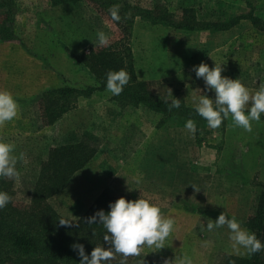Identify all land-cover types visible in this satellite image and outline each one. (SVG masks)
I'll return each instance as SVG.
<instances>
[{
  "label": "rangeland",
  "instance_id": "374dc122",
  "mask_svg": "<svg viewBox=\"0 0 264 264\" xmlns=\"http://www.w3.org/2000/svg\"><path fill=\"white\" fill-rule=\"evenodd\" d=\"M119 1L145 10L159 5L176 20L183 18L184 10L193 9L199 25L250 11L264 21V0ZM15 3L10 21L16 39L0 43V91L10 92L18 104L17 117L0 125V141L13 143L17 157L24 154L16 165L19 177L9 179L13 205L29 209L42 163L52 148L88 138L97 146V155L62 192L49 199L65 220L76 223L104 192L128 200L142 196L159 206L165 217H173L175 226L164 247H143L139 256L129 257V264H178L183 255L193 264H227L232 256L250 257L246 250L233 251L226 227L209 232L202 225L220 215L206 211L222 210L248 230L244 223L254 214L264 183V120L253 121L251 132L235 127L230 119L223 129L208 127L193 134L163 122L160 114L146 107L123 108L103 91L79 97L74 109L54 125H46L40 102L43 92L54 87L96 86L84 56L114 43L122 32L94 0L57 6L50 0ZM7 14L0 9V22ZM98 31L109 36L107 45L96 44ZM130 43L138 79L158 98L175 97L193 107L192 96L204 92L203 80L196 79L192 71L201 62L209 67L222 64V76L239 79L250 91L264 83V28L249 20L228 32H189L137 18ZM201 159L210 164L216 160L218 180L225 188L228 184L222 170H235L230 166L242 162L245 185L229 186V199L225 192L218 195L207 189L201 180L191 199L186 197L185 178L178 179L181 185L177 183L173 190L170 170L180 175L179 163ZM173 161L178 165L176 171ZM164 162L170 164L168 170ZM135 175L142 177L139 186L132 180Z\"/></svg>",
  "mask_w": 264,
  "mask_h": 264
},
{
  "label": "trees",
  "instance_id": "16d2710c",
  "mask_svg": "<svg viewBox=\"0 0 264 264\" xmlns=\"http://www.w3.org/2000/svg\"><path fill=\"white\" fill-rule=\"evenodd\" d=\"M53 6L65 3L77 4L82 0H50ZM96 5L105 10L109 18V8L119 5L121 20L114 22L122 32V37L101 50H93L84 56L85 64L92 72L97 83L86 89L72 87H54L43 93L41 104L43 120L46 125H54L65 114L76 107V100L92 97L96 92L106 91V74L110 70L125 69L130 80L119 96L112 100L125 107H146L160 114L163 122L177 127H185L187 119L196 123V131L208 128L207 122L197 116L192 106L181 102L179 109L168 111L171 99L156 97L147 84L138 79L131 49L134 23L137 18L150 21L157 25L173 27L183 31L227 32L238 26L242 21L249 20L254 26L264 28V21L253 12L237 14L222 22H209L199 25L193 9L183 11V18L173 19L162 6L145 10L119 0H94ZM15 8V0H1L0 9L9 14L0 22V42H11L15 39L10 21V14ZM12 20V19H11ZM81 64L82 61L78 60ZM226 121V120H225ZM225 121L221 125H225ZM98 148L90 139L77 140L54 147L47 159L42 163L39 179L31 195L29 209L20 210L13 205V200L0 210V264H79V256L72 250L71 245L81 243L86 253L95 246L108 245L103 240L104 230L100 225H88L86 218L97 210H108L109 202L117 197L110 192L100 194L88 207L82 217L71 226H61L64 219L49 204V199L62 192L70 183L72 177L84 169L97 155ZM13 183L8 179H0V191L7 192L11 197ZM258 197L254 214L244 223L245 227L264 242V183ZM132 257V256H130ZM121 257L117 255L111 264H120ZM126 264H129V257ZM227 264H264V250L251 254L248 258L230 257Z\"/></svg>",
  "mask_w": 264,
  "mask_h": 264
},
{
  "label": "clouds",
  "instance_id": "9594fccd",
  "mask_svg": "<svg viewBox=\"0 0 264 264\" xmlns=\"http://www.w3.org/2000/svg\"><path fill=\"white\" fill-rule=\"evenodd\" d=\"M119 5L109 8V15L113 22H119ZM109 36L98 31L96 44L100 46L109 43ZM192 71L196 79L204 82V92L192 96L193 110L197 116L207 122L208 127L217 129L221 124L231 118L235 127L242 128L247 132L252 131V122L260 121L264 114V83L257 90L250 91L239 79H231L222 76L224 68L222 64L209 67L201 62L194 65ZM130 80V75L125 69L118 71L110 70L106 74L105 89L112 96H119ZM207 93H213L209 96ZM181 100L171 99L168 111L179 109ZM18 115V104L8 91H0V125L14 120ZM185 128L190 133H195L196 123L193 119H187ZM13 143L0 141V179H17L19 172L16 168L18 159L23 160L24 154L19 157L14 155ZM133 182L139 186L142 177L135 175ZM12 200V197L4 191H0V210L4 209ZM88 225H100L103 230V240L108 245L95 246L90 253H86L81 243L71 245L73 251L79 256V264H111L112 260L119 255L120 264H126L130 256H139L143 247L161 249L165 241L174 230L175 219L165 217L159 206L151 200L140 196L135 200L120 197L114 202H109L108 210H97L93 215L86 218ZM61 226H71L72 222L60 219ZM206 227L212 232L226 227L229 230V239L232 242L233 251L239 253L241 249L250 254L264 250V242L257 238L254 233L241 227V224L233 216L229 218L222 212L214 221L210 220ZM165 264H170L165 261ZM178 264H193L192 259L183 255L178 259Z\"/></svg>",
  "mask_w": 264,
  "mask_h": 264
},
{
  "label": "crops",
  "instance_id": "0c3cea01",
  "mask_svg": "<svg viewBox=\"0 0 264 264\" xmlns=\"http://www.w3.org/2000/svg\"><path fill=\"white\" fill-rule=\"evenodd\" d=\"M17 2V1H16ZM16 4V3H15ZM228 32V31H227ZM14 37H15V33H14ZM16 39V37H15ZM14 39V40H15ZM13 40V41H14ZM11 41V42H13ZM11 42H0L1 44H7V43H11ZM133 51V50H132ZM162 53V52H161ZM133 58H134V51H133ZM36 59V58H35ZM134 66H135V69H136V64H135V58H134ZM150 63V62H149ZM136 72L137 69H136ZM138 75V73H137ZM44 93V92H43ZM43 95V94H42ZM41 95V97H42ZM93 96V95H92ZM41 102V101H40ZM231 118L227 119L225 121V125H221L222 129L226 126V123L228 122L229 123V120ZM261 119L264 120V114H262L261 116ZM177 128H185V127H177ZM196 134H199L197 131H195ZM95 158V157H94ZM209 163V164H208ZM233 163V162H232ZM173 166L175 164H177L176 161H173L172 162ZM180 164V171H181V174L180 175H177V172L174 173V170H170L171 173H172V178L174 181H172V184H173V190L176 186V189H177V183L181 185V182L180 180L178 179H182V178H185L186 180V183H187V196L186 197H189V199H191V194L192 192L196 189H197V186L198 184L200 183V180L207 185V189H210V191H214L215 193H218V195H222L224 194L225 192V196L229 199V195L227 194L229 192V186H234V187H238L239 184L240 186L243 187V185H245V170H244V164L242 162H240V164L238 162H236V165L235 164H232L230 167H235V170H238V171H235V170H229V169H224L222 170V173H223V177L222 178H225L224 179V182L226 184H228L225 188V185L223 184L222 181H219L218 180V169L216 168V160H214L213 163L210 164V162H208L207 160L204 161V160H199V161H187L185 163H179ZM247 164V162L245 163V165ZM159 165V164H158ZM164 167L169 168V165L168 162H164L162 164ZM87 167V166H86ZM85 167V168H86ZM84 168V169H85ZM176 168H178V165H175V171H176ZM203 168V169H202ZM81 171V170H80ZM179 171V172H180ZM220 171V170H219ZM205 175V176H203ZM226 176L228 177L229 179V182L226 178ZM220 177V176H219ZM178 180V181H177ZM185 185V184H184ZM212 191V192H213ZM196 197V196H194ZM222 206V205H221ZM190 212V210H189ZM222 210H218V211H215V210H209V211H206V213H209V214H221ZM195 228V227H194ZM191 229V228H189ZM187 229V230H189ZM194 234H196V229L194 230ZM193 234V235H194ZM191 237H194V236H191Z\"/></svg>",
  "mask_w": 264,
  "mask_h": 264
}]
</instances>
